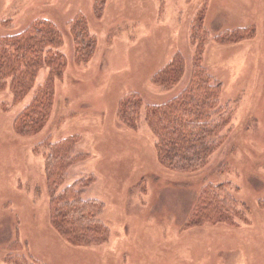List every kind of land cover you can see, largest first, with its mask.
Masks as SVG:
<instances>
[{"label": "rangeland", "instance_id": "374dc122", "mask_svg": "<svg viewBox=\"0 0 264 264\" xmlns=\"http://www.w3.org/2000/svg\"><path fill=\"white\" fill-rule=\"evenodd\" d=\"M93 3L0 0V36L47 18L62 33L56 51L66 61L54 81L51 113L32 135L15 134L13 121L46 80L47 68L17 101L8 89L0 90V264H264V0H104L100 20L92 17ZM84 16L97 47L76 64L69 26ZM200 17L213 34L246 25L256 33L224 46L204 34L203 66L220 84L218 108L226 107L227 125L206 165L179 174L157 163L155 138L143 118L132 130L115 112L130 92L140 93L144 114L186 85L188 32ZM177 52L185 58V73L173 90L162 92L151 76ZM73 135L72 155L82 158L68 167L59 191L91 178L81 198L103 203L99 219L110 230L109 240L98 246L66 241L48 221V149L40 144ZM228 182L237 188L232 196L241 214L183 230L200 188ZM16 238L21 247L9 250Z\"/></svg>", "mask_w": 264, "mask_h": 264}, {"label": "trees", "instance_id": "16d2710c", "mask_svg": "<svg viewBox=\"0 0 264 264\" xmlns=\"http://www.w3.org/2000/svg\"><path fill=\"white\" fill-rule=\"evenodd\" d=\"M104 0H94L92 17L100 20L105 10ZM87 17L74 19L69 33L74 49V63L94 55L97 41L90 33ZM203 25V18L192 21L188 32L191 45L190 75L186 85L173 96L151 105L140 113V93L133 91L119 100L116 117L135 130L138 119L143 118L155 141L153 151L157 163L164 169L186 174L206 165L209 157L221 142V132L227 125L226 107L218 108L220 84L213 83L203 66L202 50L204 34L219 45H232L255 37L252 25L226 28L216 33ZM202 36L197 40V36ZM62 33L47 18L30 22L23 31L0 36V90L8 89L14 101L19 100L34 83L42 68H47V78L38 86L28 105L14 118L13 131L17 135L29 136L47 121L54 101V81L60 77L66 61L56 47L62 42ZM196 41V42H194ZM185 58L177 52L163 63L151 76V81L162 92L173 90L185 73ZM217 114H216V113ZM222 112V113H219ZM213 113L216 117L213 118ZM44 139L48 153L44 158V173L49 194L48 221L50 227L62 239L81 247L102 245L110 237V230L101 222L104 205L98 200H83L81 192L92 182L79 180L59 191L66 178V171L82 155L73 156L77 136H69L57 142ZM233 183L207 184L200 188L192 210L182 224L183 230L226 223L239 215L232 193L237 190ZM264 208V204L261 203ZM241 214V213H240ZM12 240L7 248L19 246ZM22 245V244H21ZM16 261V258L6 257Z\"/></svg>", "mask_w": 264, "mask_h": 264}]
</instances>
